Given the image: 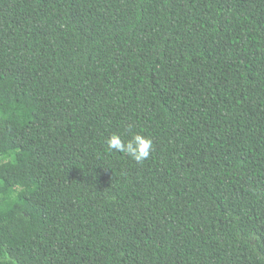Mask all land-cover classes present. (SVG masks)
I'll list each match as a JSON object with an SVG mask.
<instances>
[{
	"label": "trees",
	"instance_id": "trees-1",
	"mask_svg": "<svg viewBox=\"0 0 264 264\" xmlns=\"http://www.w3.org/2000/svg\"><path fill=\"white\" fill-rule=\"evenodd\" d=\"M0 264H264V0H0Z\"/></svg>",
	"mask_w": 264,
	"mask_h": 264
},
{
	"label": "clouds",
	"instance_id": "clouds-1",
	"mask_svg": "<svg viewBox=\"0 0 264 264\" xmlns=\"http://www.w3.org/2000/svg\"><path fill=\"white\" fill-rule=\"evenodd\" d=\"M105 148L109 153H118L131 159L137 165H143L154 150L151 137L144 134H133L124 139L121 134L113 133L105 138Z\"/></svg>",
	"mask_w": 264,
	"mask_h": 264
}]
</instances>
